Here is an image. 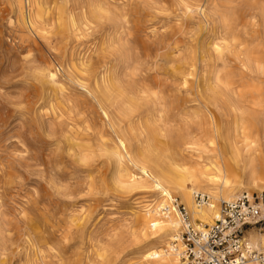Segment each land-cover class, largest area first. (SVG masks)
<instances>
[{
	"label": "rangeland",
	"instance_id": "1",
	"mask_svg": "<svg viewBox=\"0 0 264 264\" xmlns=\"http://www.w3.org/2000/svg\"><path fill=\"white\" fill-rule=\"evenodd\" d=\"M263 12L264 0H0V264H162L170 240L141 218L161 198L128 184L131 159L156 171L173 151L208 195L234 126L264 148Z\"/></svg>",
	"mask_w": 264,
	"mask_h": 264
},
{
	"label": "bare ground",
	"instance_id": "2",
	"mask_svg": "<svg viewBox=\"0 0 264 264\" xmlns=\"http://www.w3.org/2000/svg\"><path fill=\"white\" fill-rule=\"evenodd\" d=\"M99 6H100V4H99ZM261 11H262V9H261ZM84 14H85V12H84ZM29 22H30V20H29ZM250 61H252V60L250 59ZM215 78H216V76H215ZM180 79H179V81H180ZM217 79H218V77H217ZM213 83H214V81H213ZM141 84L142 83H140V86H141ZM96 86H98V85H96ZM87 90H89V89H87ZM128 90L125 91V92L127 93ZM208 90H210V89H208ZM98 91L100 92V90H98ZM89 92H91V91H89ZM148 92H149V89H148ZM260 92L261 91H259V89H257L256 94H258L260 96ZM144 93H145V90H144ZM122 94H124V93H122ZM212 94L213 93H211V95ZM127 98H129V97H127ZM131 98H133L132 95H131ZM157 98H159V97H157ZM134 99H135V97H134ZM131 100H133V99H131ZM104 101H106V100H103V101L98 100V102H101L103 105H107ZM134 102H135L134 100L133 101H129L128 100V102L126 104L127 105V112L131 111V108L133 107ZM112 103H114V102H112ZM104 107L106 108L107 106H104ZM111 108L112 107H110V109ZM147 109H148V107H147ZM160 112H161V110H160ZM103 113H104V115L107 116L106 111H104ZM158 113H159V111H158ZM108 116H110V115H108ZM127 116H129V115H127ZM153 116H156V115H153ZM160 119H162V118H160ZM209 119H212V118L210 117ZM151 122H152V120H151ZM118 123L120 124L121 122H118ZM148 124H147V126H148ZM113 125H114V123H113ZM153 125H154V123H153ZM210 126H211L212 130L214 131V133H215L217 138L222 136L221 129H220V127L217 124H212ZM121 127H122V125H121ZM198 129H200V128H198ZM234 131H236L234 139L230 140V139H227V137L224 138V139H226L227 147L218 148V149L214 148V151H215L214 160H213L214 170H216L217 174H219L220 179L222 180V184H218V186H217V188L219 189L218 194H217V192H214V190L212 188H208L207 186H206L207 189H205L207 192H209L208 193V198L210 199V201L211 200L214 201V203L210 202V201L207 204H205V205H199V204L196 203V201L194 199V193L198 192V189H197L198 186L195 184L196 180L190 175V172L188 171L189 169L186 167L187 165L185 164L186 165L185 166L183 163H181V161L178 160L179 158L177 159L176 156L173 154L172 150H171L172 154L169 156L170 160L167 163H164V162H161V161L159 163L157 161L158 163H157L156 171H153L148 166H146V163H144V160L143 161L142 160L138 161V160L131 159L132 165L134 166L136 171H138L140 173V175L139 176H135L134 174L128 175V178L130 179L129 180L130 183H128V184L130 186H132V187H135V188H144V187L153 188L155 193L158 194V197L161 198V200L159 201V204L156 205L154 208H152V206L150 208H146V210H144L145 211L144 212V216H141V218L143 219V222L146 225L151 227V229L163 232V235L161 236L162 238H167L168 237L169 240H171L174 237V235L177 233V225L180 223V221L178 220L176 215H163L160 212V209H159V205H161L163 202L164 203L166 202L165 196H169V194L172 195L173 191H176L178 193V195L180 196L181 202L185 205V208H186L188 214L190 215V220L192 222L196 221V220H199L202 225L210 223L213 220V218L216 217L217 211H218V206L215 203L216 199H218L219 201H221V200H226V201L234 200L235 198H237L239 196V194H242V192L244 190L247 191V189H249V190H259L260 192L264 191V148H263L262 145L259 148H257V149L252 148V144L247 140V137L244 134H242L241 137L239 136V134L237 133V126H234ZM150 132H151V135H152L153 139L161 145L163 142H161L160 138L158 137L160 133L158 134L157 131L155 129H153V128L150 130ZM116 139H117V137H116ZM79 140H77V141H79ZM118 142L120 143V146L123 148V150H125L122 141H118ZM74 143H76V142H73V144ZM76 146H78V145H76ZM111 149H114V148L112 147ZM115 150H114L115 152H113V150H112V152L116 155V157H117L116 160L119 163L120 160H121V155L119 153L121 151V149H118V150H120L119 152H118L117 148ZM140 152H142V151H140ZM177 153H179V152H177ZM140 154L142 155V153H140ZM111 155H112V153H111ZM165 156H167V155H165ZM126 157H127V155H126ZM150 157H152V156H150ZM165 160H167V159H165ZM188 160H190V159H188ZM162 161H164V160H162ZM184 161H186V159ZM117 170H118V168H117ZM230 172H232V173L236 172L240 176L241 175L243 176L245 181L244 182L241 181L239 184H240V186L243 184L245 186V188H241V187L237 188V186L236 187L228 186L229 185L228 184L229 183V179H228L227 175ZM188 176H189V178H188ZM187 181H190L191 184L188 185ZM124 182H127V181H124ZM249 190H248V194L251 195V192ZM261 203H263V202H261ZM261 208H262V210L264 212V203L261 204ZM195 223H197V222H195ZM244 237H245L246 241L249 244H251L253 247H255L257 249H260V250L264 249V233H259V232H256L253 229H249V230L245 231ZM167 246H168V248L160 253V256L161 255L163 256L162 257L163 259H162L161 263L162 264H179V260H178L177 256L172 252V250L170 248V245H167ZM147 257H151V254H147Z\"/></svg>",
	"mask_w": 264,
	"mask_h": 264
},
{
	"label": "built area",
	"instance_id": "3",
	"mask_svg": "<svg viewBox=\"0 0 264 264\" xmlns=\"http://www.w3.org/2000/svg\"><path fill=\"white\" fill-rule=\"evenodd\" d=\"M159 205L163 215H176L180 230L170 240V248L179 264H264V249L249 244L248 229H262V195L242 193L234 200H221L211 224L194 223L185 206L173 195ZM197 204L208 203V195L194 193Z\"/></svg>",
	"mask_w": 264,
	"mask_h": 264
}]
</instances>
